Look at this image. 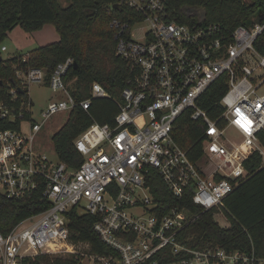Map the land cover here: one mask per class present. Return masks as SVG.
Returning <instances> with one entry per match:
<instances>
[{
  "label": "built area",
  "instance_id": "obj_1",
  "mask_svg": "<svg viewBox=\"0 0 264 264\" xmlns=\"http://www.w3.org/2000/svg\"><path fill=\"white\" fill-rule=\"evenodd\" d=\"M120 2L139 14L136 20L130 16L111 21L117 28L116 54L131 76L113 123L94 122L74 139L83 157L78 167L53 162L38 145L51 116L69 113L77 105L87 109L90 97H109L98 82L92 83L89 98L73 97L64 80L74 63L71 57L57 63L48 77L40 67L17 71L27 89L29 83L47 81L53 92L65 94L40 109L39 119H34L29 90L18 109L12 103L19 98L16 88L9 91L11 102L0 100V118L17 122L0 128V199L29 198L41 189L50 202L7 233L0 231V264H23V259L39 254L71 256L75 264H264L254 250L188 245L179 236L194 214L185 206H171L159 216L148 184L151 170H157L174 197L191 193L193 203L213 211L216 220L225 197L246 178L245 159L254 151L264 159L257 138L264 130V54L254 47L264 21L238 25L226 34L218 24L200 18L178 22L166 0ZM142 23L137 28L141 37L135 38L132 30ZM221 77L227 90L220 100L224 111L215 120L199 101ZM187 112L204 123L198 161L173 137L176 121ZM222 118L225 124L220 126ZM73 207L97 216L93 229L109 253L93 252L89 242L71 240L67 213Z\"/></svg>",
  "mask_w": 264,
  "mask_h": 264
},
{
  "label": "trees",
  "instance_id": "obj_2",
  "mask_svg": "<svg viewBox=\"0 0 264 264\" xmlns=\"http://www.w3.org/2000/svg\"><path fill=\"white\" fill-rule=\"evenodd\" d=\"M117 4V7L114 5ZM170 16L178 22H196L218 24L223 33L229 34L236 26H249L255 21H264V0H166ZM202 8L201 17L195 12ZM133 20L139 14L125 7L120 0H69L67 6H61L57 0H0V100L11 102L9 91L16 88L19 98L12 101L15 108L22 99L27 98V86H23L17 71L29 68L45 69L47 77L56 64L71 57L77 63L65 75L66 82H72L69 90L79 101L90 97L93 82L100 83L109 97H90L89 107L77 105L68 114L65 123L52 137L53 146L60 161L71 168L82 162V155L76 150L74 139L90 124H112L121 101V91L131 76L125 62L116 54L117 28L111 25L114 18L127 17ZM45 23L52 24L59 34L55 42L41 45L30 50L27 56L14 55L3 58L1 46L8 33L16 26L26 32L41 29ZM254 47L264 54V29L254 41ZM46 77V78H47ZM47 84V81L46 83ZM227 90L224 77L215 80L201 97L199 104L212 119H218L224 108L221 97ZM223 126L225 120H219ZM16 121L0 118V128L15 127ZM204 123L194 121L189 113H184L176 121L173 131L175 141L189 149V157L198 161L202 155L205 139ZM264 146V130L257 135ZM246 178L238 181L233 190L224 199V214L227 225H220L213 211H203L191 199V193L178 199L174 197L158 174L152 169L148 184L159 216L164 215L171 206L186 207L194 217L179 236L194 248L220 247L226 250L251 252L264 259V159L252 152L243 162ZM50 206L38 189L31 197L24 199H0V231L7 233L21 220L36 215ZM71 229V240L89 242L91 250L97 253H109L107 247L94 231L96 215L80 213L73 207L67 213ZM39 254L23 259V264H75L71 256H51ZM168 256V260L171 259ZM148 264V263H145Z\"/></svg>",
  "mask_w": 264,
  "mask_h": 264
},
{
  "label": "rangeland",
  "instance_id": "obj_3",
  "mask_svg": "<svg viewBox=\"0 0 264 264\" xmlns=\"http://www.w3.org/2000/svg\"><path fill=\"white\" fill-rule=\"evenodd\" d=\"M61 6H67L69 0H57ZM144 23L135 25L132 30V35L135 38H140L141 34L138 33L137 28L143 26ZM59 39V34L55 27L50 23H45L41 29L26 32L20 26L14 27L3 40L2 44L6 47V50L1 51L3 58H9L14 55L27 56L28 52L41 45L55 42ZM73 82V81H72ZM69 83V87H73V83ZM69 89V88H68ZM29 95L33 102L34 119H39V110L45 109L47 103L52 99H58L65 96L62 92H53L50 87L45 83H29L28 85ZM70 91V90H69ZM68 112H58L51 116L45 125L43 126L40 134L38 135V142L40 148L53 162H57L59 159L55 152L52 137L55 132L65 123L68 117ZM232 134V133H230ZM202 164V163H200ZM216 221L220 225H227L228 219L223 212H215ZM52 257L54 255H51ZM50 256V257H51Z\"/></svg>",
  "mask_w": 264,
  "mask_h": 264
},
{
  "label": "water",
  "instance_id": "obj_4",
  "mask_svg": "<svg viewBox=\"0 0 264 264\" xmlns=\"http://www.w3.org/2000/svg\"><path fill=\"white\" fill-rule=\"evenodd\" d=\"M114 7H117V4H115ZM195 12H196V13L201 17V19H202L203 15H204V10H203L202 8H198V9L195 10ZM73 67H74V68H77V67H78L76 62L73 63Z\"/></svg>",
  "mask_w": 264,
  "mask_h": 264
},
{
  "label": "crops",
  "instance_id": "obj_5",
  "mask_svg": "<svg viewBox=\"0 0 264 264\" xmlns=\"http://www.w3.org/2000/svg\"><path fill=\"white\" fill-rule=\"evenodd\" d=\"M9 34V33H8ZM6 50V49H5Z\"/></svg>",
  "mask_w": 264,
  "mask_h": 264
}]
</instances>
